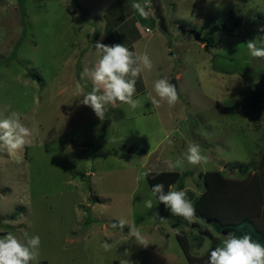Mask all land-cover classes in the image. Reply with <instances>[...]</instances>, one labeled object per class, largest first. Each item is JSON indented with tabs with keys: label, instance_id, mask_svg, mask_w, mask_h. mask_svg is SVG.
<instances>
[{
	"label": "rangeland",
	"instance_id": "obj_1",
	"mask_svg": "<svg viewBox=\"0 0 264 264\" xmlns=\"http://www.w3.org/2000/svg\"><path fill=\"white\" fill-rule=\"evenodd\" d=\"M145 1L0 0V119L17 111L33 133L22 162H0V237L39 235L38 264H190L186 253L200 257L219 246L228 235L225 224L248 234L250 219L264 237V184L260 190L253 182L261 173L264 179V59L251 57L246 45L255 40L264 47V0H159L162 20L155 6L153 17L134 18L132 4ZM228 19L239 27L213 32L207 46L210 27ZM119 23L123 40H104ZM143 24L151 34L143 35ZM178 25L201 40L181 34ZM97 42L146 52L154 64L136 82L134 99L142 107L108 105L103 121L82 104L92 86L80 78L99 59ZM85 50L95 61H80ZM159 78L175 79V107L157 108L148 98ZM189 143L200 145L208 164L170 167ZM141 171L166 172L156 182L169 180L167 191L170 185L183 190L191 202L190 191L195 198L212 184L215 210L224 205L228 215L206 213L215 221L193 223L176 216L179 224L171 228L175 219L163 204L153 200L152 209L145 207L151 182H137ZM218 176L235 187L223 189ZM121 219L140 229L146 248L129 239L127 225L111 227ZM105 239L113 244L107 252Z\"/></svg>",
	"mask_w": 264,
	"mask_h": 264
},
{
	"label": "clouds",
	"instance_id": "obj_2",
	"mask_svg": "<svg viewBox=\"0 0 264 264\" xmlns=\"http://www.w3.org/2000/svg\"><path fill=\"white\" fill-rule=\"evenodd\" d=\"M146 1L154 6L151 0ZM132 8L142 18H148L146 5L134 2ZM259 31L264 32V26ZM246 45L251 57L264 59V47H257L255 40L248 41ZM95 51L99 59L93 67H86L80 76L81 80L89 81L92 86V90L84 95L82 104L90 107L100 121L105 119L108 105L115 106L119 102L127 104L133 110L142 107L141 99H134L136 82L142 73L152 71L154 64L151 57L146 52L131 51L124 44L109 46L97 42ZM76 87L82 91L79 83ZM148 98L157 108L162 103L173 108L179 100L177 86L166 78H159L153 82ZM21 116V113L11 111L9 115L0 119V152H5L17 163L22 162V153L26 147L32 145L33 135L32 130L22 122ZM185 161L194 167L203 168L208 164L209 157L202 153L199 144L189 143L183 156L169 166L181 167ZM150 174L149 171H141L136 177L137 182L146 180ZM150 197L144 202L148 209L153 208V200H155L158 204H163L173 216H180L189 223L198 219L194 205L183 190H173L170 185L169 190L165 192L164 185L158 183L151 187ZM125 225L129 227L127 233L129 239L135 238V243L145 248L149 245L147 238L134 224H128L121 219L118 220V224L113 223L111 227L123 231ZM40 246L39 235H30L24 231L22 237L18 238L14 233L8 232L0 237V264H33V262L38 264ZM101 247L107 252L111 250L113 244L105 239L101 242ZM120 264H129V262L122 259ZM207 264H264V245L253 241L247 234L243 236L228 234L219 246L211 250Z\"/></svg>",
	"mask_w": 264,
	"mask_h": 264
},
{
	"label": "trees",
	"instance_id": "obj_3",
	"mask_svg": "<svg viewBox=\"0 0 264 264\" xmlns=\"http://www.w3.org/2000/svg\"><path fill=\"white\" fill-rule=\"evenodd\" d=\"M261 17H262V20H263V23H264V14H262ZM239 25H240V23H239V21L237 19H228V20H226L224 22H221V23H218V24H214L213 26L210 27L208 33L204 36L203 40H205L204 42H206L207 46L211 47L213 45V38L211 36L213 32H218L220 30L233 31L236 28H238ZM80 67H81V65L78 66V69H80ZM32 77L34 79H37V80L39 78L36 75H32ZM259 80L264 84V77L263 76H259ZM150 173L151 174L148 176L147 179H149V181L151 182L150 183L151 187L153 185H155V184H158V182H156L157 180H163L164 177L166 178V175H167L166 172L164 173L165 174V176H164V175L160 174V172H158V171H154V172H150ZM171 174L172 173H170L168 175L171 176ZM216 174L214 172L210 173V175H212V176L216 175ZM262 175H263V173H261L260 178H258V179L256 178L255 181H253V182H256L258 184L257 187H259L260 190H261V188L263 187V184H264V179L262 178ZM154 179H155V181L153 182ZM167 181L169 182V180H167ZM167 181L166 182H163V181L161 182L162 184H165L164 185L165 192L167 191V185H168ZM178 183H179L178 188H183L182 187L183 186L182 179L179 178L178 179ZM218 183L221 184V186L225 190H228L229 188L232 189L233 187H235L233 182H230V180H226L222 176H218ZM207 189L209 190V192L207 194L202 193L200 196H197L195 198H193V196H192V195H194V193L192 191H190L189 194H188L189 198L192 200L194 205L197 206V208L199 209V210L196 211V217L197 218H201V219L206 220V221H215V219H211L209 217H206V215H207L206 213H211L212 212V214L214 213V214H217L219 216L228 215V213H227L228 211H226V209L223 208L224 205H222L221 207H217L216 210H215L214 206L216 205V196L214 197L213 193L216 192V190H214L213 185L212 184H208ZM224 200H225V198H224ZM225 204H228V202H225ZM167 216L169 218H174L175 219V221H170L169 225H170L171 228H176L178 226V224H179V221H178L177 217L171 215L169 210H168ZM250 222H252L251 219H250V221H246L247 225L245 227H248L247 229L250 230V232H248L247 235L251 236L253 241H255V242L257 241V242L260 243V240H261V243H262L264 237L262 238V236L260 234H257L256 231L253 230L255 228H253V226L251 225ZM224 226H226L225 228L228 229L226 231V233H228V234L229 233H233L234 235L236 234L238 236L245 235L241 230L236 228V224L229 223V224H225ZM218 228H216V229L219 232H221L223 230L222 228H219V229ZM196 238L197 237H195V236L192 237V239H194V240ZM177 239H178V242H179L180 246H182V248L186 249V245H185V243L183 241V238H182L181 234L177 235ZM200 242L201 241L198 240V243H197L198 246H201ZM211 250H212V246H210V248L207 251H203V253L201 254L200 257H195L194 255L191 256V255H189V253H186L188 261L191 264H196V261L198 259L203 261V260H205V259H207L209 257ZM194 260H196V261L194 262ZM41 264H44V262L41 263Z\"/></svg>",
	"mask_w": 264,
	"mask_h": 264
},
{
	"label": "crops",
	"instance_id": "obj_4",
	"mask_svg": "<svg viewBox=\"0 0 264 264\" xmlns=\"http://www.w3.org/2000/svg\"><path fill=\"white\" fill-rule=\"evenodd\" d=\"M136 15V16H135ZM133 17L134 18H136V19H138L139 17H141L140 15H138V13H136ZM128 19H126V20H124L125 22L127 21ZM122 23V22H121ZM121 23H119V24H117L116 26H114V27H117L116 29H113L109 34H107V36H104V38H106V39H104V40H108L109 38H111V37H115V39L113 40L114 42H118V40H120V39H122L123 37L121 36ZM121 24V25H120ZM118 25H120V26H118ZM128 26V25H127ZM143 27H146L147 25L146 24H143L142 25ZM143 27H140V30L143 32V35H147L146 33H144V31H143ZM104 29H105V27H104ZM116 30H119L120 32H118V31H116ZM95 40H96V38H95ZM103 39H102V41H104ZM123 40V39H122ZM132 44L133 43H131V42H129L128 43V45L130 46V48L132 49L133 47H132ZM93 47H95V46H93ZM94 50V48L93 49H91V52ZM91 52H89V51H84V53H83V55H82V57L80 58V61H84L83 62V64L85 63V61H95V60H93L92 59V57H91ZM82 64V63H81ZM90 66H92L93 67V65H95L94 63H92V64H89ZM81 67H83V65H81ZM24 152H25V150H24ZM22 153V157L25 155V153ZM4 158H8L9 159V162H15V160H13V159H11V158H9L8 156H7V154L5 153V152H1L0 153V162H2V161H4ZM24 158V157H23ZM23 160V159H22ZM167 235V234H166ZM190 253V252H189ZM191 256H193V255H191ZM188 260V259H187ZM190 263V262H189ZM191 264V263H190ZM196 264H197V262H196Z\"/></svg>",
	"mask_w": 264,
	"mask_h": 264
},
{
	"label": "water",
	"instance_id": "obj_5",
	"mask_svg": "<svg viewBox=\"0 0 264 264\" xmlns=\"http://www.w3.org/2000/svg\"><path fill=\"white\" fill-rule=\"evenodd\" d=\"M151 1H152L153 5L155 6L156 14L159 16V0H151ZM160 19H161V17H160ZM177 28H178V31L181 34H187V33H189V34L193 35L194 38L201 40L198 37V33L196 31L188 28L187 26H185V25H178ZM171 83H173V84H175L177 86L175 79H172L171 80ZM177 91H178V88H177Z\"/></svg>",
	"mask_w": 264,
	"mask_h": 264
},
{
	"label": "built area",
	"instance_id": "obj_6",
	"mask_svg": "<svg viewBox=\"0 0 264 264\" xmlns=\"http://www.w3.org/2000/svg\"><path fill=\"white\" fill-rule=\"evenodd\" d=\"M144 5H146V8H147V9H148V7H151V8H152V10H149L148 12H149V15H150L151 17H153L154 11H153V7H152V5H151L148 1H145V2H144ZM143 31H144L146 34H149V33L152 32V29H151L150 27L146 26V27L143 28Z\"/></svg>",
	"mask_w": 264,
	"mask_h": 264
},
{
	"label": "bare ground",
	"instance_id": "obj_7",
	"mask_svg": "<svg viewBox=\"0 0 264 264\" xmlns=\"http://www.w3.org/2000/svg\"><path fill=\"white\" fill-rule=\"evenodd\" d=\"M229 12V11H228Z\"/></svg>",
	"mask_w": 264,
	"mask_h": 264
}]
</instances>
